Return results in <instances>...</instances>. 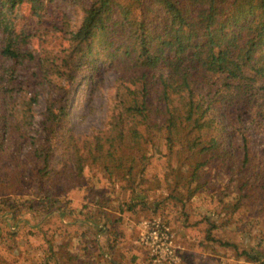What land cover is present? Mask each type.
<instances>
[{
    "label": "trees",
    "instance_id": "trees-1",
    "mask_svg": "<svg viewBox=\"0 0 264 264\" xmlns=\"http://www.w3.org/2000/svg\"><path fill=\"white\" fill-rule=\"evenodd\" d=\"M53 1L0 0L3 171L8 167L2 163L16 165L14 178L24 187L27 170L28 183L36 181L46 192L45 203H54L59 194L42 180L55 172V144L69 115L71 89L78 74L93 79L101 65L109 63L120 68L117 111L106 130L83 146L74 135L64 138L70 147L63 180L77 185L86 168L99 164L109 178L116 174L127 180L125 188L134 199L141 193L144 204L147 188L142 183L150 156L146 145L159 134L169 155L164 173L167 199L186 203L204 191L201 168L211 160L223 168L233 162L240 165L229 193L236 190L239 199L252 202L262 196L264 165L253 153L252 134L247 131L264 123V0H66L83 10L82 21L58 54L43 51L36 81L22 73L37 57L29 47L31 33L17 23L16 10L29 4L32 14L41 18ZM211 75L223 82L205 94L201 85ZM257 82L263 84L260 91ZM41 102L44 111L37 121ZM18 133L30 143L24 155L22 147L16 148L21 145L14 139ZM239 138L242 144L237 149ZM247 169L253 170V181L246 178ZM215 195L211 193L212 198ZM104 198L92 197L109 206V198ZM137 205L132 202L129 207ZM220 243L239 256L259 259L235 242Z\"/></svg>",
    "mask_w": 264,
    "mask_h": 264
},
{
    "label": "rangeland",
    "instance_id": "rangeland-1",
    "mask_svg": "<svg viewBox=\"0 0 264 264\" xmlns=\"http://www.w3.org/2000/svg\"><path fill=\"white\" fill-rule=\"evenodd\" d=\"M16 12L19 27L24 26L27 29L26 33L27 31L31 33L29 47L34 49L37 57L35 61L27 64L22 73L25 77L37 81L41 76L40 57L43 51L50 50L54 55L58 54L67 45L70 32L81 23L84 12L80 7H74L66 0H54L48 5L41 18L32 14L29 4L18 7ZM119 75L118 64L109 63L101 65L100 72L93 76V79L85 76V73L77 75L75 87L71 89L72 92L68 97L69 115L58 130V137L61 139L55 144L56 151L52 164L55 172L49 175L51 176L49 179L45 176L46 179L42 180L43 184L54 190V194H59L54 196L55 200L51 199L54 200L53 204L45 203L48 201L46 192L38 188L36 181L28 183L31 178L27 170L25 171L27 180H23L27 185L22 187V183L19 184L14 178L18 167L6 162L2 163L3 167H8V171L0 168V264H54L58 258L66 264V250L57 251L56 245L59 243L66 246L68 235L81 233L84 225L79 221L81 218L76 217L84 215L82 210L84 205H87L84 201L88 198L100 195L105 197V200L109 198L106 213L117 215L111 212L118 210V204H114L112 198L118 203V196L127 193L125 188L128 184L127 180L118 178L116 174L109 178L99 164H94L86 168L80 183L73 186L72 182L71 186V182L63 180L61 172L66 166V153L69 152V144L64 140L65 137L74 135L78 144L83 146L87 139H92L94 135L106 130L118 108L116 92ZM222 80L220 76L211 75L207 83L201 85L202 92L205 94L209 90L214 92L221 85ZM255 85L258 91L262 90L261 82ZM156 87L159 88L160 85L156 84ZM151 97L154 99V94ZM44 106V102L37 106V121L42 119ZM221 107L222 105L217 106L218 109ZM254 125L251 126L253 129L247 132L252 134L253 153L258 154L259 160L264 165V123ZM19 136L20 133L15 134L16 143H21V145L17 144L16 148L22 147L24 155L29 151L30 143L21 136L22 140H20ZM237 143L238 149L242 140L239 138ZM16 148H14L15 152H17ZM146 151L150 156L145 161V180L142 186L147 188L148 200L146 199L145 203L148 205L142 206L137 211L138 216H141L139 224L144 218L162 216L175 230L178 248V229L181 231L184 228L187 239L186 231L190 228L197 245L202 241L203 244L199 246H202L205 252L212 254L215 252L216 255L202 259L197 257L193 264L264 263V190L260 191L262 196L256 202L248 201L247 198L239 199L240 194L236 190L232 193L228 192L229 186L233 188L236 184V172H241L238 170L240 165L233 162L223 168L212 160L209 161L201 168L200 180L205 182L204 191L183 203L167 199L169 190L164 182V173L167 170L169 155L159 134H155L152 143L146 145ZM20 167L23 168L22 163ZM252 173L253 170H246V178L251 181H253ZM262 182H264V174ZM211 193L216 194L215 198L211 197ZM39 201L41 203H37ZM109 223L110 221L106 220V224ZM212 225L214 227H211ZM208 231L211 233L208 234ZM113 238L114 233L110 236V239ZM220 241L235 242L241 248L254 253L259 259L251 260L239 256L234 249L221 245ZM137 245L138 253L143 255L147 263L153 264L147 250L141 246L138 239Z\"/></svg>",
    "mask_w": 264,
    "mask_h": 264
},
{
    "label": "crops",
    "instance_id": "crops-1",
    "mask_svg": "<svg viewBox=\"0 0 264 264\" xmlns=\"http://www.w3.org/2000/svg\"><path fill=\"white\" fill-rule=\"evenodd\" d=\"M124 191H126L125 188ZM138 196V199H134L130 189H127L126 194L124 192L118 196V203L112 198L114 204H118V210H110L117 215L106 213L108 206L100 200L88 198L87 201H84L85 204H88L84 205L82 210L84 215L76 217L81 218L79 221L84 225L83 230L79 235L75 233L68 235L66 246L59 243L56 245L57 251L66 250V264H149L143 255L138 253L137 239L141 216H138L137 211L142 206L148 205V203L142 204L140 202L142 198L140 195ZM132 202L138 203V205L130 208L129 205ZM108 216H111L110 223L106 224ZM112 233H114L113 240L116 241L110 239ZM178 233L177 242L180 252L183 254V256L181 254L180 264H193L197 257L202 259L209 258L210 255L216 256L215 252L213 254L205 252L203 247L199 246L203 244L202 241H199V245H197L190 228H187L186 231L187 239H185L184 228L181 231L178 229ZM110 242H112L111 245ZM60 263L63 264L59 258L54 261V264Z\"/></svg>",
    "mask_w": 264,
    "mask_h": 264
},
{
    "label": "built area",
    "instance_id": "built-area-1",
    "mask_svg": "<svg viewBox=\"0 0 264 264\" xmlns=\"http://www.w3.org/2000/svg\"><path fill=\"white\" fill-rule=\"evenodd\" d=\"M138 242L147 250L153 264H180L182 261L176 243V232L162 216L141 220Z\"/></svg>",
    "mask_w": 264,
    "mask_h": 264
}]
</instances>
